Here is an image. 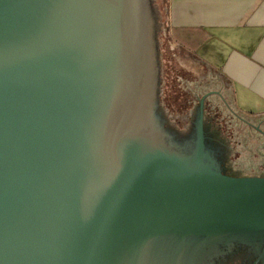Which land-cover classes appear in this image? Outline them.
<instances>
[{
    "label": "water",
    "instance_id": "1",
    "mask_svg": "<svg viewBox=\"0 0 264 264\" xmlns=\"http://www.w3.org/2000/svg\"><path fill=\"white\" fill-rule=\"evenodd\" d=\"M0 264H264V114L166 0H0Z\"/></svg>",
    "mask_w": 264,
    "mask_h": 264
},
{
    "label": "crops",
    "instance_id": "2",
    "mask_svg": "<svg viewBox=\"0 0 264 264\" xmlns=\"http://www.w3.org/2000/svg\"><path fill=\"white\" fill-rule=\"evenodd\" d=\"M167 37L230 81L241 113L264 114V0H166Z\"/></svg>",
    "mask_w": 264,
    "mask_h": 264
},
{
    "label": "rangeland",
    "instance_id": "3",
    "mask_svg": "<svg viewBox=\"0 0 264 264\" xmlns=\"http://www.w3.org/2000/svg\"><path fill=\"white\" fill-rule=\"evenodd\" d=\"M166 13H167V4H166ZM166 34H167V27H166Z\"/></svg>",
    "mask_w": 264,
    "mask_h": 264
}]
</instances>
